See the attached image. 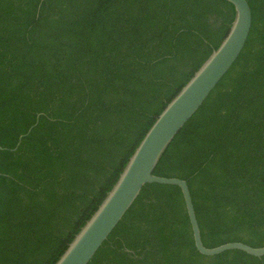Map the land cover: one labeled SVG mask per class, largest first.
<instances>
[{"label": "trees", "instance_id": "trees-1", "mask_svg": "<svg viewBox=\"0 0 264 264\" xmlns=\"http://www.w3.org/2000/svg\"><path fill=\"white\" fill-rule=\"evenodd\" d=\"M246 46L160 159L207 248L264 247V0ZM226 0H0V264H56L148 131L221 46ZM89 264H264L196 246L178 186L148 184Z\"/></svg>", "mask_w": 264, "mask_h": 264}, {"label": "water", "instance_id": "water-1", "mask_svg": "<svg viewBox=\"0 0 264 264\" xmlns=\"http://www.w3.org/2000/svg\"><path fill=\"white\" fill-rule=\"evenodd\" d=\"M226 1L235 7L236 18L221 46L161 113L130 158L120 179L105 201L56 264H89L131 209L142 189L153 183L178 186L181 189L195 246L201 254L215 256L226 251L239 250L259 258L264 256V247L253 248L240 242L207 248L202 242L187 182L179 178L154 175L169 145L230 71L246 46L252 28V11L249 2L247 0Z\"/></svg>", "mask_w": 264, "mask_h": 264}]
</instances>
